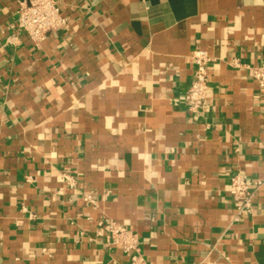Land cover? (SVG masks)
Returning a JSON list of instances; mask_svg holds the SVG:
<instances>
[{
  "label": "crops",
  "instance_id": "1",
  "mask_svg": "<svg viewBox=\"0 0 264 264\" xmlns=\"http://www.w3.org/2000/svg\"><path fill=\"white\" fill-rule=\"evenodd\" d=\"M55 1L36 44L0 0V264H131L111 221L145 264H264V0ZM234 172L261 182L239 217Z\"/></svg>",
  "mask_w": 264,
  "mask_h": 264
},
{
  "label": "built area",
  "instance_id": "2",
  "mask_svg": "<svg viewBox=\"0 0 264 264\" xmlns=\"http://www.w3.org/2000/svg\"><path fill=\"white\" fill-rule=\"evenodd\" d=\"M16 16L9 23L17 33L26 35L36 44L45 35L67 25V19L62 15L55 0H15ZM16 37V35H14ZM193 74L186 90L184 99L191 113H196L202 107L209 93V56L202 48L193 50ZM252 76L258 87L264 88V62L251 66ZM229 191L236 205L237 217L248 214L252 210L253 199L260 181L254 184L248 182L242 173L230 174ZM107 245L118 246L130 254L131 264H145L139 249L138 236L125 226L111 221L104 233Z\"/></svg>",
  "mask_w": 264,
  "mask_h": 264
}]
</instances>
